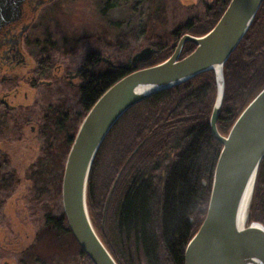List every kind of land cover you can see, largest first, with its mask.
<instances>
[{
  "label": "trees",
  "instance_id": "16d2710c",
  "mask_svg": "<svg viewBox=\"0 0 264 264\" xmlns=\"http://www.w3.org/2000/svg\"><path fill=\"white\" fill-rule=\"evenodd\" d=\"M132 1L136 6L143 3L107 0L106 9ZM230 1L215 0L203 18L191 17L166 34L154 36L149 44L157 53L138 69L171 57L184 35L209 32ZM194 49L193 44H186L182 57ZM223 71L225 95L216 124L220 134L226 136L264 88V3ZM131 72L120 68L88 85L84 91L85 108L77 120L85 117L107 88ZM214 81V73L208 72L146 99L121 117L105 139L90 174L87 204L95 227V220L101 217L103 196L93 189L102 164L106 180L115 183L106 238L102 241L118 264H184L186 245L206 215L212 176L222 148L209 126L216 98ZM69 150L67 147L63 155H40L23 175V180L31 182L30 209L42 223L31 249L42 243L57 244L59 248L74 249L76 263L92 264L77 246L62 212L60 183ZM6 162L7 158L0 157V207L22 181ZM260 164L249 222L264 224V159ZM32 257L34 263L42 262ZM21 264L26 263L22 260Z\"/></svg>",
  "mask_w": 264,
  "mask_h": 264
},
{
  "label": "water",
  "instance_id": "95a60500",
  "mask_svg": "<svg viewBox=\"0 0 264 264\" xmlns=\"http://www.w3.org/2000/svg\"><path fill=\"white\" fill-rule=\"evenodd\" d=\"M26 0H0V24L18 18ZM264 0H231L217 24L204 35H184L165 61L138 69L153 58L151 46L137 52L133 72L101 95L82 119L64 162L61 207L80 250L92 264H118L92 223L88 182L108 135L133 106L214 73L216 98L209 121L211 135L222 146L214 168L205 218L188 241L184 264H264V224L249 216L264 159V88L245 107L226 136L217 121L225 95L224 67L249 32ZM195 49L182 57L184 46ZM112 193V191H111ZM108 197L104 220L109 205Z\"/></svg>",
  "mask_w": 264,
  "mask_h": 264
},
{
  "label": "rangeland",
  "instance_id": "374dc122",
  "mask_svg": "<svg viewBox=\"0 0 264 264\" xmlns=\"http://www.w3.org/2000/svg\"><path fill=\"white\" fill-rule=\"evenodd\" d=\"M214 2L215 0H143L140 6H136V2L132 1L128 5L106 9L107 0H53L51 5L41 9L39 23L60 41L69 40V46L83 39L80 43L82 46L76 51L77 56L70 59L72 65H77L75 67H78L83 58V43H87L90 49H99L101 46L104 58L110 60L113 65L125 66L131 64L137 52L152 46L149 43L153 41L154 36L166 34L191 17L203 18L207 7L213 6ZM195 34L192 32L190 35L197 36ZM98 40L102 45L97 44ZM56 61L65 60L57 58ZM64 63L68 66V63ZM75 67L72 66V69ZM103 67L106 68V65ZM71 100V131L74 135L83 118L77 120L79 110L75 107L74 98ZM10 158V166L22 181L0 207V264H21L22 260L26 264H79L74 259L72 248L65 249L59 248L57 244L42 243L31 249L35 243V233L42 223L30 209L31 182L23 180V175L28 172L31 164L38 160L39 154L26 143H21L11 153ZM99 169L96 174L97 184L93 190L103 196V208L100 219L95 220V229L98 235L102 236V240H105L108 212L112 202L111 191H114L115 183L106 180L102 164ZM110 193L104 220L105 202ZM33 255L42 259V262L34 263Z\"/></svg>",
  "mask_w": 264,
  "mask_h": 264
},
{
  "label": "flooded vegetation",
  "instance_id": "af4514ba",
  "mask_svg": "<svg viewBox=\"0 0 264 264\" xmlns=\"http://www.w3.org/2000/svg\"><path fill=\"white\" fill-rule=\"evenodd\" d=\"M51 1L26 0L18 18L0 24V157L7 158L11 171L10 155L21 143L39 156L65 154L73 137L71 99L78 117L88 85L120 68L132 70L131 64L113 65L101 46L90 49L87 43L78 67L72 65L83 39L69 46V40L60 41L39 23L41 9Z\"/></svg>",
  "mask_w": 264,
  "mask_h": 264
}]
</instances>
